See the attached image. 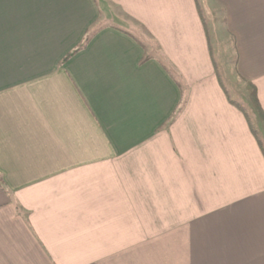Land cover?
<instances>
[{
	"label": "crops",
	"instance_id": "1",
	"mask_svg": "<svg viewBox=\"0 0 264 264\" xmlns=\"http://www.w3.org/2000/svg\"><path fill=\"white\" fill-rule=\"evenodd\" d=\"M225 44L264 136V0H0V264H264Z\"/></svg>",
	"mask_w": 264,
	"mask_h": 264
},
{
	"label": "rangeland",
	"instance_id": "2",
	"mask_svg": "<svg viewBox=\"0 0 264 264\" xmlns=\"http://www.w3.org/2000/svg\"><path fill=\"white\" fill-rule=\"evenodd\" d=\"M224 50L226 52L225 56L222 57L220 55V59L223 62V64L220 65L221 67V76L223 78L224 85L226 89L228 90V93L237 101L241 102V104L245 107L247 115L252 123V126L257 130L259 137L261 139V142L264 146V136H262V133L260 134V131L256 127V123H258L259 114L256 110V105L253 96V91L250 87L246 85H242L240 81H238L234 76L233 72V54L231 45L225 44ZM226 59V60H224ZM221 78V79H222Z\"/></svg>",
	"mask_w": 264,
	"mask_h": 264
},
{
	"label": "trees",
	"instance_id": "3",
	"mask_svg": "<svg viewBox=\"0 0 264 264\" xmlns=\"http://www.w3.org/2000/svg\"><path fill=\"white\" fill-rule=\"evenodd\" d=\"M94 25H95V24H93L92 27H94ZM101 28H102V27L99 26V27H96V28H93V29L89 30V31L86 33V35H85L84 39L82 40V42H81V43H80V44H79V45H78L73 51H71V52H69L68 54H66V55L63 57V59H62L61 61H65V60L68 59L71 55H73V54L76 53L78 50H80L83 46H85L86 43L90 40V38L94 35V33H95L96 31H98L99 29H101ZM148 58H149V56L146 55V53H145V55L143 56V58L141 59L140 62H144V61L147 60ZM219 77H220V74H219ZM225 92H226V95H227V98H228L229 102H230L232 105H234L235 107H237L239 110H241V111L243 112V114L246 116L247 121L249 122V126H250V128H251L252 134H253V136L256 138V140H257V142H258V144H259V146H260V149H261V151H262V153H263V155H264V146H263V144H262V142H261V139H260V137H259V134H258L257 130L254 128V126H252V123H251V121H250V119H249V117H248V115H247V112H246L245 107H244L240 102H238L237 100L232 99L231 96H230V94L228 93V91L225 90Z\"/></svg>",
	"mask_w": 264,
	"mask_h": 264
}]
</instances>
